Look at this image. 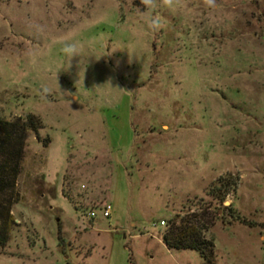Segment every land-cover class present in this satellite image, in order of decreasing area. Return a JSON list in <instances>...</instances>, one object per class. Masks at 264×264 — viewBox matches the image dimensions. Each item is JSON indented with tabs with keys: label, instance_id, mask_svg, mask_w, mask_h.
Masks as SVG:
<instances>
[{
	"label": "rangeland",
	"instance_id": "obj_1",
	"mask_svg": "<svg viewBox=\"0 0 264 264\" xmlns=\"http://www.w3.org/2000/svg\"><path fill=\"white\" fill-rule=\"evenodd\" d=\"M0 116L38 126L0 264H264V0H0Z\"/></svg>",
	"mask_w": 264,
	"mask_h": 264
},
{
	"label": "trees",
	"instance_id": "obj_2",
	"mask_svg": "<svg viewBox=\"0 0 264 264\" xmlns=\"http://www.w3.org/2000/svg\"><path fill=\"white\" fill-rule=\"evenodd\" d=\"M6 120L0 116V249H4L10 240L13 216L11 214V201L16 190L17 177L21 170V161L25 148L24 137L27 127L38 128L33 117L28 122ZM229 180V179H228ZM230 181L219 178L211 187L210 194L216 200L225 201L231 192ZM7 198L9 200L7 201ZM232 209L231 206H228ZM205 223V222H204ZM191 223H172L168 231L162 236L164 243L170 249H194L200 252L204 259L212 253V241L202 235V227ZM209 251V252H208Z\"/></svg>",
	"mask_w": 264,
	"mask_h": 264
},
{
	"label": "clouds",
	"instance_id": "obj_3",
	"mask_svg": "<svg viewBox=\"0 0 264 264\" xmlns=\"http://www.w3.org/2000/svg\"><path fill=\"white\" fill-rule=\"evenodd\" d=\"M204 2L208 6H213L215 4V0H204ZM141 4L145 5L148 8H151L154 4V0H141ZM163 4L165 6H168L169 8H171L173 5V0H163ZM149 26L155 27V28L162 27L163 25L161 23L160 17L157 16V17L153 18V20ZM68 50L74 51V47L70 46Z\"/></svg>",
	"mask_w": 264,
	"mask_h": 264
},
{
	"label": "built area",
	"instance_id": "obj_4",
	"mask_svg": "<svg viewBox=\"0 0 264 264\" xmlns=\"http://www.w3.org/2000/svg\"><path fill=\"white\" fill-rule=\"evenodd\" d=\"M111 210H112V205L110 203H106L98 210L95 209L90 210L88 215L90 218H95L99 214H101L103 217L109 218L111 216ZM165 224H166L165 220L160 221L161 226H164Z\"/></svg>",
	"mask_w": 264,
	"mask_h": 264
}]
</instances>
